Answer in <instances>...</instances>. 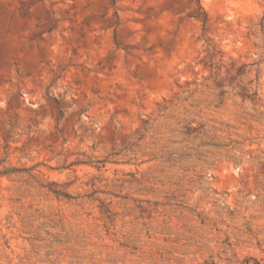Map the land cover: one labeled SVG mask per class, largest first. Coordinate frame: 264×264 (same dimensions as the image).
Listing matches in <instances>:
<instances>
[{
  "label": "rangeland",
  "instance_id": "1",
  "mask_svg": "<svg viewBox=\"0 0 264 264\" xmlns=\"http://www.w3.org/2000/svg\"><path fill=\"white\" fill-rule=\"evenodd\" d=\"M0 173V264H264V0H0Z\"/></svg>",
  "mask_w": 264,
  "mask_h": 264
},
{
  "label": "trees",
  "instance_id": "2",
  "mask_svg": "<svg viewBox=\"0 0 264 264\" xmlns=\"http://www.w3.org/2000/svg\"><path fill=\"white\" fill-rule=\"evenodd\" d=\"M111 3H114V0H111ZM199 11L202 12V14H203V23H205L206 22V14H205V12L203 11V9L201 7H199ZM0 174H2V173H0ZM52 193L55 194L56 196H61L62 195V193H59L57 191H52Z\"/></svg>",
  "mask_w": 264,
  "mask_h": 264
}]
</instances>
